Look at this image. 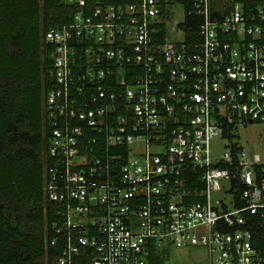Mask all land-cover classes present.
<instances>
[{
  "label": "built area",
  "instance_id": "obj_1",
  "mask_svg": "<svg viewBox=\"0 0 264 264\" xmlns=\"http://www.w3.org/2000/svg\"><path fill=\"white\" fill-rule=\"evenodd\" d=\"M67 1L45 33L57 264H149L172 245L206 248L187 264H264L248 227L264 225V159L238 134L264 123V0Z\"/></svg>",
  "mask_w": 264,
  "mask_h": 264
},
{
  "label": "trees",
  "instance_id": "obj_2",
  "mask_svg": "<svg viewBox=\"0 0 264 264\" xmlns=\"http://www.w3.org/2000/svg\"><path fill=\"white\" fill-rule=\"evenodd\" d=\"M67 0H0V264H57L56 207L44 193L48 136L44 100L51 58L46 31L70 21ZM188 31H196L188 18ZM192 25V26H191ZM264 254V225L248 215ZM152 256L149 264H160Z\"/></svg>",
  "mask_w": 264,
  "mask_h": 264
},
{
  "label": "rangeland",
  "instance_id": "obj_3",
  "mask_svg": "<svg viewBox=\"0 0 264 264\" xmlns=\"http://www.w3.org/2000/svg\"><path fill=\"white\" fill-rule=\"evenodd\" d=\"M176 11L175 19L171 20L169 26V34L174 40H178V32L174 31L176 22L182 21L184 18L183 8L179 5L174 7ZM238 134L241 143L248 149L256 151L263 156L264 159V123H253L248 126L240 127ZM228 141L218 138L212 141V151L214 155H220L224 152ZM207 250L204 247L189 245L180 247L172 245L168 250H159L160 264H187V263H202L206 260Z\"/></svg>",
  "mask_w": 264,
  "mask_h": 264
}]
</instances>
